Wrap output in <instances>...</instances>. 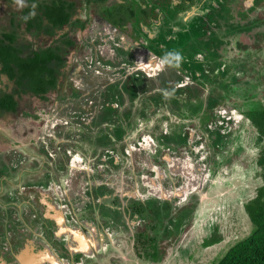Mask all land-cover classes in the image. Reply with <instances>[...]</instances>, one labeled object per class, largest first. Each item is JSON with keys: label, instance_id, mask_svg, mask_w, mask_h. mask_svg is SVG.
Here are the masks:
<instances>
[{"label": "rangeland", "instance_id": "obj_1", "mask_svg": "<svg viewBox=\"0 0 264 264\" xmlns=\"http://www.w3.org/2000/svg\"><path fill=\"white\" fill-rule=\"evenodd\" d=\"M243 1H246V4L243 5L246 7L252 4L253 0ZM25 3L27 0L11 2L0 0V32L12 30L11 11H17ZM236 3H238L236 0L230 1V5L238 12L240 9L242 10L243 6L238 9ZM212 6L209 8V11L212 10L209 15H204L201 12L205 5H196L188 13L179 12L174 17L175 20L173 18L174 22L164 27L159 33L162 34L160 41L164 44L162 47L159 46L162 49L159 53L161 54L163 51L165 53L178 52L180 53L179 61L174 57L170 58L181 63L182 67H187L185 54L182 53V49L180 50L181 43L188 37L206 40V35L213 38L211 47L214 55L228 57L229 60L236 59L235 56L244 58L249 52L264 48V30L260 25L257 26L258 22L264 20V13L255 14L254 18H251L254 19L251 24L239 23L237 20L230 24L227 22L225 10L222 7L219 10H213ZM212 21L215 23L213 24ZM21 24L14 28L18 31L19 44H29L30 50L34 48V44H50L51 38L46 40L43 36H36L28 31L25 22H21ZM234 32L240 33V35L232 36L231 34ZM187 50L186 53L189 52V49ZM152 56L151 54L148 57L152 60L141 61L135 68V62H132L134 66L131 68V65L127 64V60H121L122 64L123 61L126 63L124 64L126 70L122 75L123 78L125 79L129 73L132 78L140 77L137 75H141V72L151 74V78H144V84L140 82V88L144 92H153L157 88L163 89L168 84L173 87L180 81L182 84L189 83L192 89L196 90V95L194 94L192 98L199 102L204 100L203 106L197 114L188 115L189 117L186 119L180 118V120L174 117L172 120L176 123L180 121L178 126H185L183 133L182 130L171 133L169 128L170 126L174 128V125L167 124L169 128L166 127L168 135H166L165 141L172 149L165 148L160 158L151 155L148 157L149 151L134 146L133 150H127L128 138L118 136L113 131L114 139L113 137L98 136L92 139V144L85 149L83 144L79 143L80 139H84L82 136L84 137L87 131L104 124V108L94 91L86 93L73 87L69 82L61 87L66 90L59 95L52 96L49 102L43 101L39 97L24 95L23 98H19L16 96L19 101L17 113L0 116V166H4L5 174L9 175L14 184H16L15 174L19 178L22 177L20 170L24 168H38V171L31 175L33 179L46 181L53 178L51 183L48 182L49 187L44 185L40 188L38 186L33 191L38 192L37 200L38 198H44V200L49 197L54 198L58 205L56 208L62 213L68 212V205L82 207L90 200L104 201L105 197H102L104 196L102 194L113 196L115 194L114 197L126 194L129 197L142 198L145 203L151 202L154 205L153 213L156 215L165 210L164 213L169 216L165 215L167 223L163 228L160 244H158L160 249L155 251V248L151 246L148 249L141 247L140 252L143 257L134 260L131 264H213L233 244L248 236L253 230L252 222L245 211V203L256 194L257 188L262 184V179L258 175L260 168L256 162L259 150L257 147L258 132L245 115L241 120L237 117L242 114L239 110L234 109L237 108L235 101L239 100L236 99V94H230L228 98L222 100L211 94L206 87H201L193 76L191 79H185V75H190V72H180L170 66L168 61L155 60ZM80 58H84L83 54ZM245 61L247 63L243 65L244 75L256 76L264 63V58L257 55L251 60ZM73 62L74 65L77 64L76 60ZM199 62L190 70L194 75L196 70L201 69L198 72L200 80L207 81L209 78H213V74H220V72H210L208 66L205 69ZM121 63L118 62L114 65H121ZM145 64H148L147 71L140 69ZM223 72L221 75H224ZM13 86L14 82L9 80L7 75H0V91H11ZM55 100H57L56 104ZM51 103L56 105L58 110L55 107H50L49 112L43 116L44 112L40 113V107ZM167 105H169L168 101ZM174 107L179 108L170 105L166 109ZM232 110L236 113L233 114ZM69 116L72 119L69 126L57 124V119L68 121ZM36 122L38 123L36 124ZM33 123L35 124L33 125ZM76 126H81L84 129V131L82 130L84 135H82V131L79 132ZM178 126H176V131H179ZM33 129L34 134L31 133ZM99 129L101 128L97 127L95 130ZM68 140L78 142L68 144ZM37 143L41 150L45 148L50 153L59 145L62 147L60 149L62 152H57V150L56 152L65 154L67 151L71 159L66 158L65 162L59 159L60 155L57 159H53L47 153L48 158L45 163L42 160H34L36 158L34 153L38 152ZM74 144H78L79 147ZM113 147H118L121 151L118 160L121 162L119 166L113 160V155L116 154ZM165 152L172 156L167 164L163 163ZM152 157L153 159H150ZM102 160L108 163V167L102 166L100 170H96V165ZM67 162H69L70 172L68 171L67 175L63 171L59 174L56 166L65 167ZM51 165H55V167L53 168ZM49 172L51 173L49 174ZM112 174L117 178L116 183L113 182L110 185L114 186L113 191L110 186V190L101 188V182L105 183L111 180L110 175ZM19 186L24 193H27L30 188L26 184ZM65 192L71 197V202H68L67 198V200L65 199ZM90 193L93 195L91 196ZM151 198H154L153 202L150 201ZM166 200L170 201H167L169 204ZM93 201L87 204V207L91 208V212L94 208ZM34 202L36 200L32 201V206L26 215H23L24 211L22 212L23 218H26L30 225H32L34 209H39ZM118 202L112 200L116 208L111 207L126 210L124 203L119 204ZM171 202H173L172 205H170ZM108 203L107 201L106 204ZM57 205L55 204V206ZM100 206H104V204ZM100 206H97L96 210ZM96 210L92 212L93 215L89 216L90 213L87 212L80 219L95 220L93 216H96ZM6 211H10V209ZM23 218L19 217L20 222ZM99 221L100 224L104 222L103 218H99ZM183 223L185 224L183 225ZM127 230L130 232L129 229H126V232ZM212 233L221 237L222 240L205 246L204 240ZM80 242L86 244L83 239ZM157 243L155 242V244ZM79 246L83 248L81 243ZM133 248H137L136 244ZM129 250L133 249L129 247Z\"/></svg>", "mask_w": 264, "mask_h": 264}, {"label": "flooded vegetation", "instance_id": "obj_2", "mask_svg": "<svg viewBox=\"0 0 264 264\" xmlns=\"http://www.w3.org/2000/svg\"><path fill=\"white\" fill-rule=\"evenodd\" d=\"M230 1L64 0L62 4L61 0H27L23 7L17 9V11H11V20L15 17L18 26L22 25L21 22H25L30 33L43 36L46 40L51 38L49 40L51 41L50 44H34L32 49L38 51L52 47L55 50L57 49L61 55V59L53 61L54 67H51L57 79L56 87L45 93L40 99L49 102L52 96L64 92L66 89H61V87L69 82L79 90L86 93L94 91L98 96V101L104 108V124L97 126L101 129L96 131L97 127H95L84 135V129L81 126H76L79 132L83 130L82 135L84 137L82 136V138L84 139H80L79 143L83 144L85 149L92 144V139L98 136L113 137L114 139L113 132H116L118 136L128 138V142L126 141L127 150H133L134 146L149 151L148 157L151 155L160 158L165 148L172 149L165 141L169 128L167 124L174 125V128L172 126L169 128L171 133L181 132V130L183 133L185 126H178L180 121L176 123L172 120L174 117L180 120V118L186 119L189 117L188 115L197 114L203 106L204 100L199 102L193 99L196 90L192 89L189 83L185 84L183 82L184 84H182L181 81L173 87L168 84L163 89L157 88L153 92H144L140 88V82L144 84V78H151V74L141 72L142 76L137 75L140 77L132 78L129 73L124 79L122 76L126 70L124 61L127 60V64L129 63L131 68L135 65V68L141 61L152 60L148 58L151 54L155 60H162L165 52L159 53L162 50L160 47L164 45L160 41L162 34L159 33L164 27L174 22V17L179 12L188 13L196 5H205L201 12L204 15H209L212 12V10L209 11L211 5H213V10H219L221 7L226 9L228 5L230 6ZM236 2H241L242 5L246 4V1L243 0H236ZM236 4L239 6L238 3ZM252 4L247 7L252 6ZM30 6L34 8L32 15H40L34 20L33 24H29L32 15L27 14L29 12L27 8ZM50 9H56L61 16L68 17L67 21L57 26L56 22L53 23L54 21H51L47 14ZM212 23L214 24L215 21H212ZM205 37L206 40L204 38L188 37V40L185 38V41L181 43L180 50L182 49V53L185 54L187 67H182L181 63H177L170 57L168 63L180 72H190V75H185V79H191V76H193L201 87H206L212 94L208 82L213 81V78H209L207 81L200 80L198 72L201 69L196 70L194 75L190 70L198 61L205 69H210V72L219 73L226 70V67L223 68L224 66H222V69L220 66H216V63L221 65V62L215 61L226 60V58L218 54L215 56L211 47L213 38L208 35ZM25 45L30 46L27 43ZM197 46L210 47L211 51H193ZM187 49H189L188 53H186ZM82 54L83 59L80 58ZM74 60L77 62L75 65ZM121 60H124L123 64ZM118 62L121 65H114ZM132 62H135V64L132 65ZM147 66L148 64H145L140 69L147 71ZM206 66L208 67L206 68ZM228 97L226 95L224 98ZM220 99L224 100L223 98ZM167 101L169 105H167ZM54 103L56 104L57 100ZM170 105L179 108L166 109ZM235 105L238 109H234L240 111L242 107L241 99L235 101ZM50 107L57 109L56 105L51 103L41 106L40 113L44 112V116L49 112ZM232 111L233 114L236 113V111ZM243 115L237 117L241 120ZM106 120L108 121L105 122ZM71 121V117L68 121L59 118L57 124L59 126H69ZM176 126L179 127V131H176ZM166 127L168 128L166 129ZM34 132L33 129L31 133L34 134ZM68 142V144H72L78 141L68 140ZM74 145L79 147L78 144ZM37 146L38 152L34 153L36 157H34V160H42L45 163L48 155L52 156L53 159H57L60 155L59 159L65 162L66 158L71 159L67 151H65V154L57 153L62 152L60 150L62 147H59V145L51 153L45 148L41 150L38 143ZM113 150L116 151V154L113 155L114 163L119 166L121 162L118 160L121 151L118 147H113ZM171 157L169 153L165 152L163 163L167 164ZM150 159H153V157ZM68 165L69 162L66 163L65 167H61L63 170L56 166L58 173L61 174L63 171L67 175L68 171L70 172ZM51 166L55 167V165ZM102 166L108 167V163L102 160L101 163L96 165V170H100ZM3 168V165L0 166V264H40L38 259H35L36 256H40L41 264H131L134 260L143 257L141 256L142 252H140L141 247L148 249L151 246L155 248V251L160 249L158 244H160V237L162 238L163 228L167 223L166 217L169 214L164 213L165 210L158 213V215L154 214V205L151 202L145 203L142 198L129 197L126 194L116 195V197H114L115 194L114 196L102 194L104 195L102 197H105V200L109 202L108 204L104 199L101 202L90 200L94 204L93 211L96 210L97 206L104 204L96 210V216H93L96 223L92 219L84 221L80 217L85 216V213L89 212V216L93 215L91 208L87 207L90 201H87L85 206L82 207H74L73 204L68 205V212L62 213L57 209L58 205L54 198L49 197L46 200L38 198V201L36 198L38 192L33 191L38 186L40 188L44 185L49 187L48 182L51 183L53 178L46 181L33 179L31 175L33 172L38 171V168H24L20 170L22 177L19 178L15 174L16 184H14L9 175L5 174ZM114 177V174L110 175L111 180L105 183L101 182L100 187L110 190L109 186L117 181V178ZM22 184L29 185L30 188L27 193L19 188V185ZM113 188L114 186L111 187L112 191ZM65 193V199L67 198L68 202H71V197L67 192ZM33 200H36L34 203L38 205L39 209H34L31 219L32 225H30L29 221L23 218L22 212L24 211L23 215L28 213ZM112 200L114 202L115 200L119 201V204L124 203L126 210L114 209L116 207ZM150 201L153 202L154 198H151ZM95 203L97 204L95 205ZM12 207L14 209H11ZM7 209H10V211H6ZM19 217L23 218L22 222H20ZM99 218H103L104 222L102 221L103 223L100 224ZM126 229H129L130 232L128 230L126 232ZM133 229L135 230L133 231ZM25 238L27 239L24 240ZM81 239L89 243L85 249L79 246ZM155 242L158 243L155 244ZM135 244L137 248H133ZM129 247L133 250H129ZM57 260L59 262H56Z\"/></svg>", "mask_w": 264, "mask_h": 264}, {"label": "trees", "instance_id": "obj_3", "mask_svg": "<svg viewBox=\"0 0 264 264\" xmlns=\"http://www.w3.org/2000/svg\"><path fill=\"white\" fill-rule=\"evenodd\" d=\"M61 3L63 4L64 0H61ZM238 5L240 9L244 4L238 2ZM27 10L29 11L27 14L31 16L34 8L30 6ZM224 10L228 23L232 24L237 20L239 23L251 24L254 20L251 18H254L255 14L264 13V0H254L252 6L248 8L243 6L238 12L232 5H228ZM47 14L57 26L68 19V17L61 16L56 9L48 10ZM39 16L38 14L32 15L29 24H33ZM11 25L12 30L0 32V75L5 74L9 80L14 82L11 91H0L1 117L17 113L19 101L16 96L23 98L27 95L41 98L45 93L54 89L57 79L51 67H54L53 61L61 59L60 53L52 47L37 51L28 49L29 46L25 44H19L18 31L14 29L18 27L15 17L11 20ZM258 25L264 30V20L258 22ZM237 34L240 35L236 32L231 35L236 36ZM193 51L210 52L211 48L197 46ZM257 55L264 58V48L251 51L244 58L235 56L234 60H229L228 57L226 60H215L221 62V65L216 66H220L221 69L224 66L226 70L223 72L224 75L220 72L213 76V81L208 82L212 94L223 99L226 95L236 94V99H241L240 112L257 128L259 150L256 162L260 168L258 175L262 179V184L257 188L256 194L245 203V211L252 222L253 230L248 236L233 244L213 264H264V63L256 76L243 73V65L247 63L245 60H251ZM221 240V237L212 233L204 240V244L210 246Z\"/></svg>", "mask_w": 264, "mask_h": 264}, {"label": "clouds", "instance_id": "obj_4", "mask_svg": "<svg viewBox=\"0 0 264 264\" xmlns=\"http://www.w3.org/2000/svg\"><path fill=\"white\" fill-rule=\"evenodd\" d=\"M169 57H174L177 61H179L180 60V53H178V52H175V53H173V52L165 53V56L162 58V61L163 62H167Z\"/></svg>", "mask_w": 264, "mask_h": 264}, {"label": "bare ground", "instance_id": "obj_5", "mask_svg": "<svg viewBox=\"0 0 264 264\" xmlns=\"http://www.w3.org/2000/svg\"><path fill=\"white\" fill-rule=\"evenodd\" d=\"M60 222H61V221H60ZM81 241H82V239H81ZM80 243H81V245H83V249H85V248H86V246H88V245H89V243H86V244H85L84 242H83V243H82V242H80Z\"/></svg>", "mask_w": 264, "mask_h": 264}, {"label": "crops", "instance_id": "obj_6", "mask_svg": "<svg viewBox=\"0 0 264 264\" xmlns=\"http://www.w3.org/2000/svg\"><path fill=\"white\" fill-rule=\"evenodd\" d=\"M35 259H38V263H42V260L40 259V256H36ZM56 262H59L58 260Z\"/></svg>", "mask_w": 264, "mask_h": 264}]
</instances>
